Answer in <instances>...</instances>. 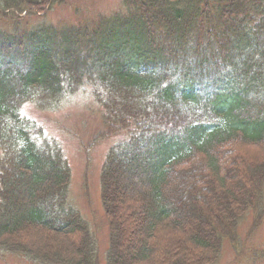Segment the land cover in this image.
I'll use <instances>...</instances> for the list:
<instances>
[{
    "label": "trees",
    "instance_id": "16d2710c",
    "mask_svg": "<svg viewBox=\"0 0 264 264\" xmlns=\"http://www.w3.org/2000/svg\"><path fill=\"white\" fill-rule=\"evenodd\" d=\"M62 2L0 0V21ZM102 15L0 29V250L99 264L58 143L23 114L90 84L100 139L116 138L99 175L105 263L211 264L247 212L264 216V0H122Z\"/></svg>",
    "mask_w": 264,
    "mask_h": 264
},
{
    "label": "rangeland",
    "instance_id": "374dc122",
    "mask_svg": "<svg viewBox=\"0 0 264 264\" xmlns=\"http://www.w3.org/2000/svg\"><path fill=\"white\" fill-rule=\"evenodd\" d=\"M121 1L63 0L62 3H54L42 17L30 16L18 23L0 21V29L12 31L17 26V30H25L37 25L57 27L91 22L98 16H103L102 14L116 11ZM97 92L98 94L88 84L74 95L62 98L54 109L42 111L33 104H26L23 114L37 126L40 125L48 138L58 143L71 174L68 201L94 235L100 264H105L108 235L100 203L99 175L107 149L116 138L100 139L104 128L100 118L102 109L97 97L101 90ZM261 199L264 209V187ZM253 221V213L247 212L239 221L238 244L234 248L225 242L219 256L211 264H264V216L261 223L251 230ZM0 264L39 263L0 250Z\"/></svg>",
    "mask_w": 264,
    "mask_h": 264
}]
</instances>
